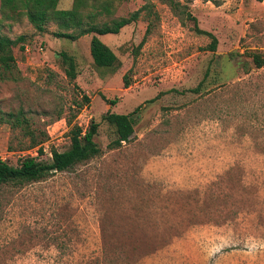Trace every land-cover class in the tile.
Masks as SVG:
<instances>
[{"label": "rangeland", "instance_id": "rangeland-1", "mask_svg": "<svg viewBox=\"0 0 264 264\" xmlns=\"http://www.w3.org/2000/svg\"><path fill=\"white\" fill-rule=\"evenodd\" d=\"M136 10L134 23L98 37L111 68L92 64L90 35L55 38L52 24L37 32L0 11V35L16 40L11 74L0 73V116L22 112L39 160L69 148L72 125L91 122L100 151L0 187V264H264V65L247 58L264 56V0H114L97 20ZM60 52L74 62L72 80ZM107 112L130 115L133 132L118 147L108 146ZM27 144L0 122V162L37 157Z\"/></svg>", "mask_w": 264, "mask_h": 264}, {"label": "trees", "instance_id": "trees-1", "mask_svg": "<svg viewBox=\"0 0 264 264\" xmlns=\"http://www.w3.org/2000/svg\"><path fill=\"white\" fill-rule=\"evenodd\" d=\"M114 0H71L69 9H57L58 0H0V11L10 15L22 14L32 28L37 32H43L47 24L55 26L56 31L52 33L55 38L75 41L78 38L90 35L88 43V53L92 64L97 68H111L116 60L112 51L103 44L97 36L116 35L119 30L131 23H134L140 10L129 13L125 17L113 18L109 21L97 20L99 17H107L109 8ZM173 9V7H171ZM187 19L193 23V28L198 30L194 23V18L188 14ZM149 34V26L145 28L144 35ZM210 38L206 50L214 53L216 40L211 34H206ZM144 38L138 44L142 45ZM16 40H11L6 36L0 35V73L7 76L11 74L14 67L12 48ZM61 64L64 68V75L68 79H74V62L70 56L64 52L58 53ZM247 58L254 69L264 65V56L258 53H248ZM239 64V61H237ZM207 75V70L203 73L202 79L190 91L197 93ZM128 87L126 76L122 77V88ZM102 99L103 96H101ZM108 105H114L115 100H106ZM5 117V118H4ZM0 116V122L8 123L11 130H20L24 136L28 137L26 149L36 147V156L25 155L21 157L15 166L0 162V187L10 188L22 187L29 183L39 182L56 172L71 170L78 164L85 163L98 156L99 149L93 142L96 134L97 124L91 122L86 130L72 125L67 137L69 148L62 152L50 151V160L45 162L39 160L42 155L41 142H36L32 132L29 130L22 112L7 113ZM108 125L112 126L115 139L110 142L109 147H118L121 142H127L133 132L130 115H122L107 112L101 118Z\"/></svg>", "mask_w": 264, "mask_h": 264}, {"label": "crops", "instance_id": "crops-1", "mask_svg": "<svg viewBox=\"0 0 264 264\" xmlns=\"http://www.w3.org/2000/svg\"><path fill=\"white\" fill-rule=\"evenodd\" d=\"M99 36H97V38H98ZM89 54V53H88ZM90 57V56H89Z\"/></svg>", "mask_w": 264, "mask_h": 264}]
</instances>
